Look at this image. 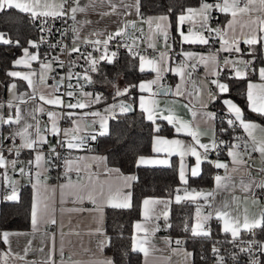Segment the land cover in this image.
<instances>
[{"label":"snow or ice","instance_id":"1","mask_svg":"<svg viewBox=\"0 0 264 264\" xmlns=\"http://www.w3.org/2000/svg\"><path fill=\"white\" fill-rule=\"evenodd\" d=\"M100 2L103 3L104 0ZM107 3L113 12L117 10V3L114 0H107ZM119 4L126 10L124 15H132V12L127 10L133 9L137 16L143 18L141 0H131V3L119 0ZM9 11L26 16L28 25L37 35L35 38L13 39L5 32H0V45L21 50L22 55L12 61L13 69H23L8 70L5 75L9 79L5 84H0V86H6L8 92V98L0 100V187L4 189L0 199L18 203L21 198L19 188L23 187L21 181L25 179L32 184L36 195L30 210L32 233L0 232V242L8 245L9 248L8 252L0 253V258L5 261V264L11 251L13 236L30 235L35 238L37 233L50 242L49 251L41 264H56L53 259L54 234L40 232V225L57 223L54 218L55 209L50 208L49 204L55 189L49 192V186L45 181L47 173L51 168L56 167L58 161H64V175L67 179L66 183L59 186L61 204L68 197L73 198V203H82L87 199L96 204L98 197L104 196V188L107 186L108 196L105 202L108 206L114 209L132 208L131 187L132 183L138 179L137 176H125L118 168H109L106 156L77 157V160L86 161V163L74 165L73 160L68 159L64 152L67 151L70 155L73 150L85 148L92 151L89 147L91 142L96 141L98 137L109 135V120L115 121L121 115L135 113L137 105L141 120H146L150 124L152 152L155 157L138 154L134 161L136 167L155 165L171 167L169 159L157 157L161 154H166L167 157L178 155L180 157L177 168L178 178L182 184L187 185L190 178L201 174V164L207 161L216 169H223L225 172L223 176L215 175L216 190H227L230 193H234L237 185L229 173L242 170L248 175V180L245 183L241 177L239 181L241 191L251 196L253 204L258 202L255 189L264 190V168L257 170L260 178H254L251 175L253 165L249 164V161L253 159L252 154L257 152L261 159H264V135L259 138L256 135L257 131L264 134V125L247 119L244 109L231 98H227V94L231 91L227 81L233 79L246 81L248 107L251 112L264 118V0H198L197 6L182 8L176 17L181 44L211 48L210 42L214 43L216 38H219V48L209 51L207 55L195 51L173 52L172 45L169 43L171 27L169 15L173 11L171 7L168 9L169 14L147 17L148 44L144 49L140 48L138 38L134 36L137 31L136 20H126L114 32H94L89 36H82L77 14L84 12L85 8L81 6L80 0H60L59 3H55L54 0H0V13ZM213 13L230 14L231 19L223 28L214 27L212 21L216 17ZM253 13L258 15L253 16ZM245 17L250 22L247 25L241 22ZM69 19L74 22L73 25L59 28L56 26L57 21L67 25ZM186 21L190 25L187 33L182 30V25ZM238 26L239 34H237ZM245 27L247 31H244ZM140 31L143 35V30ZM126 34L127 42H122ZM114 40L116 51H110L109 43ZM158 40L163 43L164 50L157 48ZM241 40L247 45V49L243 52L240 48ZM82 45L86 47L82 48ZM121 47L126 49L130 58L137 61L136 66L139 72L154 73V78L143 79L139 83L128 84L123 88L117 83L119 74L109 80L101 68V63L114 64ZM149 49L152 50L151 56L146 54ZM170 52L173 53L171 56ZM221 53L228 55L221 56ZM176 56L182 59L173 67V63L170 62H174ZM33 64H36V67H33ZM198 65H203L206 70L211 68L207 75H210L212 79L209 80L206 76L203 79L198 77L194 80L193 73L196 72ZM224 69H228L227 74ZM169 72H174L181 80V84L176 85L173 95L194 97L202 109L200 116L204 127L212 130L209 142H202L201 136L208 133L201 132L200 124L194 125L183 121L167 102L162 104L156 99L158 96L167 97L172 92L170 87L162 84ZM94 76H102L103 79L97 80ZM252 76H258L260 82L254 83L251 80ZM48 79H52L51 85L47 83ZM98 83L112 87L114 102L104 108L103 113L100 110L83 111L93 108L106 99L102 92L85 91L87 87L95 88ZM189 84L190 91L187 87H182ZM38 85L41 87L38 88ZM208 85L214 86L215 91ZM18 88H26L30 91L21 92ZM133 89L138 93L135 96ZM120 97H126L131 102L119 100ZM216 100H220L227 113L224 118L226 126L218 130L214 126L217 113L207 110L208 104ZM190 104L191 99L184 107L191 110ZM192 114L193 117L197 115L195 111ZM41 116H47V121L42 123ZM89 116L99 119L89 120L87 119ZM61 121L66 122L68 126L61 127ZM163 121L171 125L177 134L184 133L187 137H191V141L185 142L183 139H169L162 136L160 122ZM97 123L99 128L95 127ZM237 129H243L246 137L233 135ZM223 134H227L229 139L221 138ZM53 137L54 143L51 139ZM17 139L20 140L19 144L16 143ZM26 152L29 158L21 159V155ZM223 152L231 157L230 162L210 159L212 153L219 157ZM188 156L195 158V164L192 167L186 163L185 158ZM93 164L107 174L104 181H100L98 174L91 172ZM73 170L78 177L75 182L67 175ZM82 171L87 172L88 183L80 181ZM17 175L20 179L15 178ZM113 180L119 182L115 192L112 191V183H110ZM214 196L215 192L203 193L195 192V190L189 192L187 188L184 189V195H175L176 204L193 203L197 198L203 197L205 206L212 209L207 214H202L198 205L194 225L189 227L186 223L184 231L190 232L193 238L211 242L210 252L215 264H229V261L231 264H241V257L247 258V264H264V260L261 259L264 257V239H257L258 234L264 236V206L260 207L258 215L250 216L247 209L241 211L239 205L233 203L238 199L234 194L230 199L219 203L209 200V197ZM142 203L145 221L163 216L166 221L165 226L172 227L170 223H167V209L171 201L146 198ZM157 204L164 205L158 214L150 207ZM213 219L222 222L220 229L224 236L222 240L213 237L209 223ZM134 229L130 250L142 252L147 256L149 250L145 245L151 244L150 236L159 230V225L152 224L148 227L145 223L137 222ZM95 232L103 237L98 239V247L111 244V237L104 235L102 227H97ZM241 233L244 235L242 236ZM165 242L170 243L167 240ZM175 243L181 245L184 241L176 240ZM30 245L31 240L28 241V247L24 249L25 255L32 250ZM224 245H230V249L224 248ZM222 248H224L223 252ZM35 251L43 252L44 248L38 247ZM59 251L60 264H66L63 260V243ZM183 255L188 264H191L193 253L183 251ZM17 256L21 260L24 259L19 254ZM200 258L202 261L207 259L204 255ZM67 264H77V262L69 256ZM102 264H113V261L106 259Z\"/></svg>","mask_w":264,"mask_h":264},{"label":"crops","instance_id":"2","mask_svg":"<svg viewBox=\"0 0 264 264\" xmlns=\"http://www.w3.org/2000/svg\"><path fill=\"white\" fill-rule=\"evenodd\" d=\"M54 2L59 3L60 0H54ZM114 2L117 3V10L115 12L112 11V8L107 3V0H104L103 3H101L100 0H80L81 6L85 8L84 12L77 14V21L80 22L79 27L81 29V35L89 36L90 34L94 32H114L118 30L126 20H136L137 21V24H136L137 31L134 33V36L138 38L139 45H144L147 48V44H148L147 35L149 33L148 24L146 23L147 17H156L160 15H165V14H158V15L142 14L143 18H141L140 16H137L135 14V11L133 9H128L127 11H131L132 15H124L126 10L123 8V6L119 4V0H114ZM126 2L131 3V0H126ZM105 13H108V14L106 15ZM219 14L224 16L223 22H220L219 20L218 21L213 20L212 25L214 27L219 26L223 28L226 25L227 21L231 19V16L230 14H221V13ZM252 15L253 16L258 15V13H253ZM241 22L244 23L245 25L250 23L247 20V17H245ZM189 27L190 25L186 21L182 25V30L185 31V33H187ZM170 28H169V43L172 45L173 52L178 53L181 51H195L203 55H207L209 51H214L216 48H219L220 46L219 38H217L214 43L210 42L211 48H209V46H202V45H198L199 46L198 48H194V47L184 48L183 46L185 44L180 43V37L177 31V25H176V34L178 36L177 44L172 39ZM141 29L143 30V35L141 34V31H140ZM153 30H155L154 26H153ZM247 30H248L247 27H245L244 31H247ZM193 31H195V27H193ZM239 32H240V29L238 26L237 34H239ZM157 48L159 50H164V45L159 40L157 41ZM240 48L241 50H243L244 48H247V45L244 44L243 40L240 41ZM172 54H173L172 52L169 53L170 56ZM21 55L22 53L20 52V54L16 58H18ZM227 55H228L227 53H221V56H227ZM181 59L182 57L176 56L175 61L170 62V63H173V67H174L175 63H178ZM200 66L201 68L197 69L196 72L193 73V79L196 80L198 77L203 79L206 76H207V79L209 80L212 79L210 75H207V72L211 71V68L206 70L203 65H200ZM33 67H36V64H33ZM11 70H23V69H11ZM224 72L225 74H227L228 69H224ZM154 75H155L154 73L146 74V76L140 78L137 81V83H139L143 79H153ZM165 78H168L170 80L171 82L170 88L172 89V92H170L167 97L158 96L156 97V99L160 100L162 104L167 102L168 106L173 107L175 114L183 121L190 122L194 125L200 124L201 132L203 133L207 131L208 133L207 135H202L201 140L202 142H205V143L209 142V136L211 135L212 130L205 129L203 121L200 116V112L202 111V109H200L199 104L197 103L195 98L194 97L190 98L187 95H185L184 97L174 96L173 93L175 92L176 85L181 84L180 77L177 76L174 72H169L165 76ZM251 80L254 83L260 82L258 76ZM197 83H199V80H197ZM37 87L40 88L41 86L38 85ZM182 87H187L189 91L191 90L190 84L186 86L182 85ZM208 87L214 88V86H211V85H208ZM18 91H21V92L30 91V89L18 88ZM85 91H91V90L85 89ZM145 95L147 96L148 94H145ZM7 98H8V92H6V97L4 100H6ZM227 98H230V97H227ZM190 99H191V104H190L191 110H189V108L184 107L185 104L189 103ZM213 103L208 104V107H207L208 111L215 112L214 108L212 107ZM104 106L106 108L108 105H104ZM247 107H248V103H247ZM193 111L197 113L195 117H193V114H192ZM246 117L247 119L251 121L264 125V122L258 119L248 117V116ZM40 119H41V122L43 123L47 121L48 118L47 116H41ZM60 123H61V127L68 126V125L64 126V121H61ZM160 123L167 124L166 121H163ZM168 126H170V128L172 129L173 135L161 134L162 136L169 138V139H172V138L183 139L185 140V142L191 141V137H187L184 133L177 134L171 125H168ZM214 126L216 128L217 120L214 122ZM256 135L259 138L261 135H264V134H261L259 131H257ZM51 139H52V142L54 143L55 138L53 137ZM65 152H66V157L68 159L73 160L74 165H80V164L86 163V161L77 160L76 159L77 157L105 156L101 152H98L95 150L89 151L87 148L81 149V150H73L70 155L67 151ZM23 154H24L23 159L29 158L27 152ZM256 155L259 159H261L258 152L256 153ZM144 156L150 157V158L155 157V154L152 152V140H151V153L144 155ZM157 158H160V159L167 158L169 159L170 164L172 163V160L175 158L176 163H177V168H178V164L180 160V157L178 155L167 157L166 154H161ZM210 159L211 160L219 159L220 161L226 162V163L231 161V157H228L226 152L223 156H219V157H217L215 154H211ZM185 160L189 167L194 166L195 164L194 157L188 156L185 158ZM261 160L264 161V159H261ZM205 163H208V162L205 161L201 164V170H202L203 164ZM210 165L213 171L211 174V183L209 185L188 186V184L187 185L182 184V182L178 178L179 183L181 185V190L179 191V193L175 192L172 198L148 196V197H145L144 199L147 198V199H159V200L171 201L167 209L168 210L167 223H170L169 216H170V211H171V205L174 202L175 195L176 194L184 195L185 188H187L189 192H192L193 190H195V192H203V193L215 192V196L209 197V200H214L216 203H219L220 201L225 200V199H230L231 195L234 194L238 199L234 201L233 203L238 204L241 211L247 209V212L250 216L258 215L260 207L264 206V197L257 198L258 202L256 204H253L251 196L248 193H243L241 191V186H240L239 181L241 177H243L244 182L247 183L248 175L245 174L242 170L237 173L230 172L229 174L232 176L233 182L237 185L236 188L234 189V193H230L227 190L217 191L214 177L216 174H220L223 176L225 172L223 169H216L213 164H210ZM107 166L113 169L118 168L116 166H111L108 163H107ZM155 166L167 167V165H155ZM229 167L231 169L232 165L230 164ZM258 169L260 168L258 166H255L251 169V171H254L257 174ZM217 171L218 173H216ZM91 172L98 174L100 181H104L107 178V174L103 173L102 169H98L95 164H93L91 168ZM120 172L125 176L135 175L134 173H125V172H122L121 170ZM64 173H65V166L63 162L62 175L64 176V178L62 180L55 181L52 179L51 175L48 172L47 180L45 181L46 184L49 186V192H51L52 189H55V193L51 196V200L49 201V204H50V208L55 209L54 218L56 219L57 223L56 224H43L42 223L40 225V232H47L50 235L54 234L55 252L53 255V259L56 261V264H60L61 256H60L59 250L61 248V243H63V249H64L63 260L66 262V264L68 262L69 256H71L72 260L77 262V264H102V262L106 259H111L113 261L112 256L106 252L107 246H104V247L97 246L98 239H102L103 237L101 236V234H98L95 232V229L97 227H102L104 231V235H107L109 237V235L107 234L105 230V220H106L105 210L106 208L110 207L105 202L108 196L107 186H105L104 188V196L98 197L96 204H93L90 200H87V199L84 200L82 203L80 202L73 203L72 197L66 198L64 200V203L61 204V194H60L59 186L67 182V179ZM67 175L71 177L73 182H75L78 179L77 173L75 170L68 172ZM15 178L20 179L19 175H17ZM79 178L82 183H88L87 172L82 171L80 173ZM256 178L259 179L260 177L257 175ZM33 182H35L34 179H33ZM110 183H112V191L115 192V190L119 187V182L113 180V181H110ZM21 184L30 185L31 205H32L33 198L36 195L35 189H33L32 184L29 183L26 179L22 180ZM3 190L4 189L0 187V194H2ZM19 191H20V188H19ZM45 195H47V193ZM245 197H248V198L245 199ZM2 202L4 201L0 199V204ZM193 204H195L196 207L199 205L201 208V212L203 214H207L209 211L212 210L211 208H208L207 206H205V201L203 197L197 198V200L193 202ZM150 207L153 208L155 213L158 214L164 208V205L157 204V205L150 206ZM61 209H63V211H61ZM69 209H73V211H69ZM195 215H196V211L194 212V218H195ZM137 222L145 223L146 226L148 227H151L152 224L159 225V230L156 231L154 235L150 236L151 244L145 245V247H147L149 250L148 255L145 256L144 253L139 252L141 254V264H188V261L185 259L183 255V251L193 253L192 250L188 248L187 246H185L184 243L181 245H177L175 243V241L178 238L170 236L169 234L170 228L165 226L166 221L163 216H160L158 219L145 221L144 220V207H143V203H141L140 217L133 224L132 236L134 235V232H135L134 225ZM194 222L195 220L193 219L191 226L194 225ZM209 223L210 224L214 223L215 227L220 231L222 227V222H218L216 219H213ZM3 231H9L12 233H24V234L32 233L30 216H29V227L27 229H6ZM62 233H63V236H62ZM241 235H243V233H241ZM260 238L264 239L262 235H260ZM29 240H31L30 247L32 250L28 251V253L25 255L24 249L25 247H28ZM42 240H43V243H42ZM166 240L170 241V243H166L165 242ZM49 243L50 242L46 238H42L40 236V233H37L35 238H33L30 235L13 236L11 238V251L7 257V264H41V262L44 261L45 256L49 251V247H48ZM38 247H43L44 251L43 252L35 251V249ZM8 251H9L8 245H5V250H3L0 253H4ZM17 254H19V256H23L24 259L23 260L19 259ZM263 260H264V257H263ZM193 262H194V257L192 255L191 264H193ZM0 264H5V261L2 258H0Z\"/></svg>","mask_w":264,"mask_h":264},{"label":"trees","instance_id":"3","mask_svg":"<svg viewBox=\"0 0 264 264\" xmlns=\"http://www.w3.org/2000/svg\"><path fill=\"white\" fill-rule=\"evenodd\" d=\"M141 14H169L168 9H173L169 15L171 22V36L177 44L178 36L176 34V17L182 8L187 6H197L198 0H141ZM218 20L223 22L224 16L220 15ZM0 32H5L8 36L15 38H35V31L28 25L26 16L18 12L0 13ZM184 48H198V45L185 44ZM19 48H12L6 45H0V84H5L9 79L5 73L13 69L12 61L20 54ZM137 61L130 58L127 52L118 53L116 62L112 65L101 63L103 72L107 74V78L112 80L117 77V83L121 88L128 84H136L137 81L145 77V73H141L137 68ZM257 76H252L251 79ZM94 79L102 80V76H94ZM231 91L227 94L242 109L246 116L258 119L264 122V118L253 113L247 107L246 100V85L243 80H228ZM91 91L102 92L106 98L102 103L97 105L112 104L113 89L110 85L98 83L95 88L87 87ZM6 86H0V100L6 97ZM133 89V95H137ZM119 100L128 99L120 97ZM212 107L220 118L221 124L226 126L225 109L220 100H216ZM68 124L64 122V126ZM161 134L173 135V131L165 123H162ZM228 140L227 134L221 136ZM150 124L146 120H141L140 110L136 106L135 113L121 115L117 120H110L109 135L98 137L97 140L89 147L92 150L103 153L107 158V163L111 166L118 167L122 172L134 173L138 179L132 185V208L129 209H114L106 208L105 230L111 237V244L106 247V252L112 256L113 264H141V254L130 250L132 243L133 224L140 217L141 203L145 197L158 196L172 198L176 190H181V185L178 180L177 163L175 158L172 160L171 167L159 166H143L136 167L134 161L136 156L147 155L151 153ZM225 152L219 156H223ZM24 156V154H23ZM212 167L210 163L203 164L201 174L197 177H192L188 181V186L209 185L211 183ZM20 201L17 202H2L0 204V232L6 229H27L29 227V216L31 208V188L29 184L23 185L20 188ZM196 205L188 202H181L171 205L169 234L172 237H184V244L193 252L194 262L199 263L201 254L206 251L209 241H204L201 238H193L190 232L184 231V226L187 223L189 227L194 219ZM212 224V223H211ZM216 229L213 236H223ZM264 238V236H263ZM5 250V244L0 242V252Z\"/></svg>","mask_w":264,"mask_h":264},{"label":"built area","instance_id":"4","mask_svg":"<svg viewBox=\"0 0 264 264\" xmlns=\"http://www.w3.org/2000/svg\"><path fill=\"white\" fill-rule=\"evenodd\" d=\"M213 15L216 17V19H214V20L215 21H218V18L220 16V14L219 13H213ZM73 23L74 22L72 20H70V19L68 20L67 25H62L61 22L57 21L56 26L58 28L59 27H62V26L67 27L69 25H73ZM205 35H207V33H205ZM122 42H127V35H125V37L123 38V41ZM115 44H116V41L115 40L114 41H111L109 43V50L110 51H116V48L114 47ZM81 47L83 48V47H86V46L85 45H82ZM140 48L141 49H144L146 47L144 45H140ZM246 49L247 48H244L242 50V52L245 51ZM42 51H43V49H42ZM123 52H127V51H126V49H124L123 47H121L119 49L118 53H123ZM146 54L149 55V56H151L152 55V50L149 49L148 50V53H146ZM94 55H95V53H94ZM200 68H201V66L198 65L197 69H200ZM77 71H79V69H77ZM61 75H63V73H61ZM47 83L51 85L53 83L52 79H48ZM162 84L165 87H170L171 82H170V80L168 78H164L163 81H162ZM85 89H87V88H85ZM213 91H215L214 88H213ZM96 92H98V91L96 90ZM48 107H50V106H48ZM104 108H105L104 105H95L93 108H91V109H84L83 111L100 110L103 113ZM77 111H80V110H77ZM226 115H227V113L225 114V117H226ZM87 119L91 120V119H97V118H94V117L89 116ZM222 126L223 125L221 124L220 118L217 117V126H216V129L218 130ZM95 127L96 128H99V123H97ZM5 134H7V132H5ZM233 135H241V136H245L246 137V133H244L242 129H237L236 132L233 133ZM94 142L95 141L91 142L90 145H93ZM16 143L19 144L20 143V140L17 139L16 140ZM212 154H215V153H212ZM64 155L66 156V152H64ZM252 156H253V159L249 161V164L253 165V167L258 166L259 168H264V161L261 160V159H259L257 157L256 153H253ZM21 159H23V154L21 155ZM63 162H64L63 160L56 162V167L55 168H51L50 171H49V174L51 175L52 179L55 180V181H59V180H62L64 178V176L62 175ZM216 173H218V171ZM251 175L254 178L257 177V174L254 171H251ZM2 193H3V191H2ZM255 195H256L257 198H263L264 197V190L255 189ZM211 228H212V233L213 232L215 233L216 229H214L212 227V225H211ZM213 237L216 238V239H221V240L224 239V236H213ZM245 238H250V237H245ZM257 239H261L259 234L257 236ZM177 240L184 241L185 238L184 237H180ZM210 248H211V242L209 241V244H208V246L206 248V251L201 254V255H204L207 259L204 260V261H202L201 258H200V262L198 264H215V260L211 256ZM224 248H229L230 249V245H224ZM224 248H222V252L224 251ZM261 259L263 260V257ZM193 264H197V263L193 262ZM229 264H231L230 261H229ZM241 264H247V258L246 257H241Z\"/></svg>","mask_w":264,"mask_h":264},{"label":"water","instance_id":"5","mask_svg":"<svg viewBox=\"0 0 264 264\" xmlns=\"http://www.w3.org/2000/svg\"><path fill=\"white\" fill-rule=\"evenodd\" d=\"M125 101V100H124ZM125 102H127V101H125Z\"/></svg>","mask_w":264,"mask_h":264},{"label":"rangeland","instance_id":"6","mask_svg":"<svg viewBox=\"0 0 264 264\" xmlns=\"http://www.w3.org/2000/svg\"><path fill=\"white\" fill-rule=\"evenodd\" d=\"M109 105V104H108ZM203 214V213H202Z\"/></svg>","mask_w":264,"mask_h":264}]
</instances>
